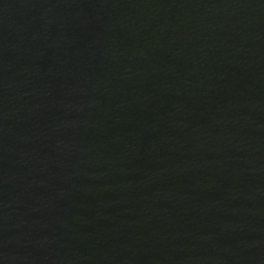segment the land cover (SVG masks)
Listing matches in <instances>:
<instances>
[{"label":"water","instance_id":"1","mask_svg":"<svg viewBox=\"0 0 264 264\" xmlns=\"http://www.w3.org/2000/svg\"><path fill=\"white\" fill-rule=\"evenodd\" d=\"M0 264H264V0H0Z\"/></svg>","mask_w":264,"mask_h":264}]
</instances>
